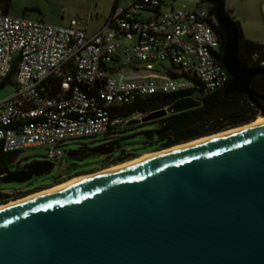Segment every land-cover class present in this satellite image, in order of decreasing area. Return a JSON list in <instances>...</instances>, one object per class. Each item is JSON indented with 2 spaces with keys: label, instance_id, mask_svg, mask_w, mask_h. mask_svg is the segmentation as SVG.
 Here are the masks:
<instances>
[{
  "label": "water",
  "instance_id": "water-1",
  "mask_svg": "<svg viewBox=\"0 0 264 264\" xmlns=\"http://www.w3.org/2000/svg\"><path fill=\"white\" fill-rule=\"evenodd\" d=\"M206 1L223 31L219 61L229 74L223 93H245L264 116L250 89L255 72L236 60L237 32L225 0ZM199 104L182 97L129 124ZM53 166L36 160L7 170L2 181L24 182ZM0 264H264V122L0 209Z\"/></svg>",
  "mask_w": 264,
  "mask_h": 264
},
{
  "label": "built area",
  "instance_id": "built-area-1",
  "mask_svg": "<svg viewBox=\"0 0 264 264\" xmlns=\"http://www.w3.org/2000/svg\"><path fill=\"white\" fill-rule=\"evenodd\" d=\"M163 4L117 1L90 33L76 18L55 24L12 15L0 4V88L14 86L0 98L2 152L44 144L42 160L56 165L63 145L73 139L101 135L100 145L115 147L131 119L152 112L122 115V107L139 97L200 100L224 87L229 74L219 61L220 35L210 4L162 9ZM164 61L175 69L162 66ZM7 172L0 170V180ZM24 191L2 188L0 196Z\"/></svg>",
  "mask_w": 264,
  "mask_h": 264
},
{
  "label": "rangeland",
  "instance_id": "rangeland-1",
  "mask_svg": "<svg viewBox=\"0 0 264 264\" xmlns=\"http://www.w3.org/2000/svg\"><path fill=\"white\" fill-rule=\"evenodd\" d=\"M114 1L115 0H11L8 12L16 16L25 15L34 19L40 18L46 22L55 24H66L72 18H76L80 21L81 25H86L87 31L90 33L102 25L105 18L109 15ZM116 1L119 3H126L131 0ZM163 3L162 9H169L171 6L174 8L182 6L188 8L206 7L209 4L206 0H163ZM225 11L239 20L242 32L246 38L264 44V0H225ZM162 66L167 69H175L168 61H164ZM157 67L159 66L157 65ZM13 90L14 86L12 84H6L1 87L0 98L13 92ZM160 118L161 117L149 118L130 124L121 134L122 137L119 139L115 150L111 152V155L115 157L121 154L123 148L136 151V155L138 156L146 152L162 150V147H156V145H147L146 148L143 147L144 141L147 140L144 131L156 129L158 126L157 121H159ZM76 142L87 144L88 150L85 155L71 157L67 154L68 150L77 147ZM102 142L103 138L101 135L70 140L67 144L63 145L65 153L61 161L54 165L50 171L32 176L24 182H4L0 180V189L4 188L7 193L12 194L15 189L20 188L21 190H30L27 193L32 194L61 184L75 176L95 173L103 168L122 163L119 161H106L105 158H107V156L95 151L94 148ZM46 152L47 148L44 144L28 146L17 152L8 153L3 162L12 168L18 163L42 160ZM136 155L129 158L134 159L138 157ZM59 175H64L66 177L55 180ZM28 194L22 193L23 196L18 195L17 197L22 198ZM17 197L0 201V204L7 203L6 201L8 200H16Z\"/></svg>",
  "mask_w": 264,
  "mask_h": 264
},
{
  "label": "trees",
  "instance_id": "trees-1",
  "mask_svg": "<svg viewBox=\"0 0 264 264\" xmlns=\"http://www.w3.org/2000/svg\"><path fill=\"white\" fill-rule=\"evenodd\" d=\"M10 1L11 0H0V3L3 5L4 9L8 10ZM116 2L115 0L114 3ZM210 10L215 13V6L213 3L210 5ZM226 13L236 27L238 42L236 60L243 67L255 72V76L250 83V89L258 101L264 105V63L261 62L264 60V44L246 38L242 32L239 20L232 17L228 12ZM215 28L220 35V44L222 48L223 31L217 23L215 24ZM173 99L174 95H150L139 97L122 107V115L127 116L140 111L154 112V110L172 102ZM257 112V107L250 102L245 93L234 92L224 94L222 87L219 90L203 95L200 98V104L198 106L162 116L159 121H157L158 126L156 129L144 131L147 140L144 141L143 147L146 148L147 145H156V147L160 146L162 147L161 149H164L175 144L183 143V141L187 142L217 133L216 131L221 132L228 130L237 127L236 125L241 126L240 124L243 125V123L247 124L252 122L257 118ZM127 127H125L121 133H123ZM121 137L122 136L119 135L113 144L117 145ZM97 147L105 146L99 145ZM97 147L94 149L96 150ZM129 150L130 151L126 153L122 150L121 154L113 157V159L109 161L124 162L130 159L129 157L137 154L136 151L132 149ZM4 158V152H2L0 148V170H7L4 166ZM0 201H4L2 196H0Z\"/></svg>",
  "mask_w": 264,
  "mask_h": 264
},
{
  "label": "bare ground",
  "instance_id": "bare-ground-1",
  "mask_svg": "<svg viewBox=\"0 0 264 264\" xmlns=\"http://www.w3.org/2000/svg\"><path fill=\"white\" fill-rule=\"evenodd\" d=\"M260 122H264V116H258L252 122H249L247 124H243L241 126H237V127H234V128H230L228 130L217 132V133H214V134H211V135H208V136H203L201 138H196V139H193V140H190V141H187V142H183L181 144H175L173 146L164 148L162 150L143 153V154L139 155L138 157H136L134 159H130V160H127L125 162H122V163H119V164H116V165H112L110 167L103 168V169H101V170H99V171H97L95 173L83 174V175H80V176H75V177L70 178L67 181H65V182H63L61 184L55 185L53 187H50V188H47V189H44V190H40L38 192L29 194V195H27L25 197H22V198H19V199H16V200H11V201H9L7 203H4V204H0V209L8 207V206H11V205H14V204H17L19 202L25 201V200L30 199L32 197L38 196L40 194H43V193H46V192H49V191H52V190H55V189L70 185V184H73L75 182H78V181H81V180H84V179H87V178H90V177H93V176H96V175H99V174H102V173H105V172H108V171H111V170H114V169L129 165L131 163H134V162H137V161H140V160H143V159H146V158H149V157H152V156H155V155H158V154H161V153H164V152H167V151H170V150H173V149L188 145L190 143H193V142H196V141L208 138V137H212V136H215V135H219V134H222V133H225V132H229V131H232V130H236V129H239V128H243V127H246V126H249V125L260 123Z\"/></svg>",
  "mask_w": 264,
  "mask_h": 264
},
{
  "label": "flooded vegetation",
  "instance_id": "flooded-vegetation-1",
  "mask_svg": "<svg viewBox=\"0 0 264 264\" xmlns=\"http://www.w3.org/2000/svg\"><path fill=\"white\" fill-rule=\"evenodd\" d=\"M209 4L211 5L212 3H210L209 2ZM77 143H79V142H76V145H77V147L82 151L81 152V154L80 155H77V156H75V157H79V156H82V155H84V154H86V152H87V150H88V147L86 146V145H81V146H79ZM80 143H83V142H80ZM117 147V145L115 146V148ZM8 155V153H4V157L5 156H7ZM103 155H105V154H103ZM105 160L107 161V158H105ZM34 161H36V160H32V161H29V162H25V163H18L17 165H15V166H13L12 168H10L8 165H6V163H4V166H5V168L7 169V170H14V169H22V168H24L25 166H27V165H29L30 163H32V162H34ZM54 165V164H53ZM71 175V174H70ZM68 176V175H67ZM62 177H66V176H64V175H59V176H57L56 178H55V180L56 179H59V178H62ZM35 189H37V188H35ZM30 190H25L23 193H25V194H28L27 192H29ZM29 195V194H28ZM21 196H23L22 194H21ZM25 197V196H24ZM17 198H19V197H17ZM16 198V199H17ZM3 200H7V198L6 197H3ZM9 201V200H8ZM8 201H6V202H8Z\"/></svg>",
  "mask_w": 264,
  "mask_h": 264
}]
</instances>
